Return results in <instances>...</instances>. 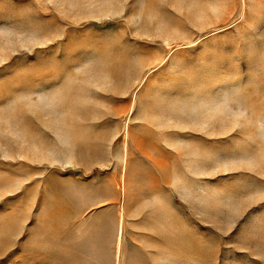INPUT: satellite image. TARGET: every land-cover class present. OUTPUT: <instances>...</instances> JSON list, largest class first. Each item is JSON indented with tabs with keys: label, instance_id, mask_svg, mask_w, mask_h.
<instances>
[{
	"label": "rangeland",
	"instance_id": "rangeland-1",
	"mask_svg": "<svg viewBox=\"0 0 264 264\" xmlns=\"http://www.w3.org/2000/svg\"><path fill=\"white\" fill-rule=\"evenodd\" d=\"M0 264H264V0H0Z\"/></svg>",
	"mask_w": 264,
	"mask_h": 264
},
{
	"label": "bare ground",
	"instance_id": "bare-ground-1",
	"mask_svg": "<svg viewBox=\"0 0 264 264\" xmlns=\"http://www.w3.org/2000/svg\"><path fill=\"white\" fill-rule=\"evenodd\" d=\"M122 209V208H121ZM124 213V212H123ZM123 213H120V222H119V230H118V252L120 253L121 248V242H122V236H123V223H124V216Z\"/></svg>",
	"mask_w": 264,
	"mask_h": 264
}]
</instances>
